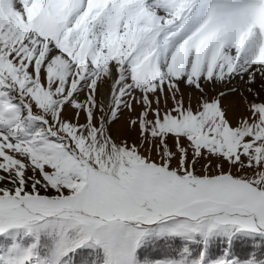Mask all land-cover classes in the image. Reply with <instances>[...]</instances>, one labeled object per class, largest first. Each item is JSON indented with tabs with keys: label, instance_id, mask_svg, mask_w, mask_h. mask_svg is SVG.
<instances>
[{
	"label": "snow or ice",
	"instance_id": "obj_1",
	"mask_svg": "<svg viewBox=\"0 0 264 264\" xmlns=\"http://www.w3.org/2000/svg\"><path fill=\"white\" fill-rule=\"evenodd\" d=\"M0 264H264V0H0Z\"/></svg>",
	"mask_w": 264,
	"mask_h": 264
},
{
	"label": "rangeland",
	"instance_id": "obj_2",
	"mask_svg": "<svg viewBox=\"0 0 264 264\" xmlns=\"http://www.w3.org/2000/svg\"><path fill=\"white\" fill-rule=\"evenodd\" d=\"M224 102H225V104H227V102H228V101H227V100H225Z\"/></svg>",
	"mask_w": 264,
	"mask_h": 264
}]
</instances>
